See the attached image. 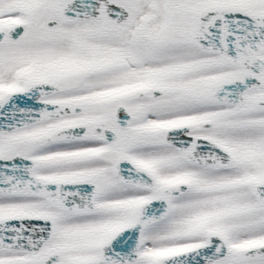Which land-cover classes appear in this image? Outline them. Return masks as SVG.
<instances>
[{"label": "snow or ice", "instance_id": "snow-or-ice-1", "mask_svg": "<svg viewBox=\"0 0 264 264\" xmlns=\"http://www.w3.org/2000/svg\"><path fill=\"white\" fill-rule=\"evenodd\" d=\"M0 264H264V0H0Z\"/></svg>", "mask_w": 264, "mask_h": 264}]
</instances>
